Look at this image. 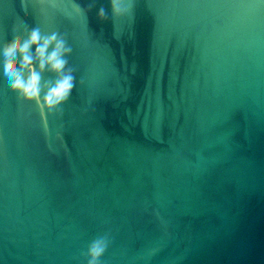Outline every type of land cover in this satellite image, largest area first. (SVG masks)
<instances>
[{"label": "water", "instance_id": "water-1", "mask_svg": "<svg viewBox=\"0 0 264 264\" xmlns=\"http://www.w3.org/2000/svg\"><path fill=\"white\" fill-rule=\"evenodd\" d=\"M124 2L0 0V264H264V0ZM33 28L52 112L4 75Z\"/></svg>", "mask_w": 264, "mask_h": 264}, {"label": "clouds", "instance_id": "clouds-1", "mask_svg": "<svg viewBox=\"0 0 264 264\" xmlns=\"http://www.w3.org/2000/svg\"><path fill=\"white\" fill-rule=\"evenodd\" d=\"M79 12V6H76ZM111 10L115 17L125 12L124 0H111ZM98 18L105 19V11L100 9ZM51 48V51H50ZM64 42L57 40L56 34L42 35L40 29L33 28L26 35H16L2 50L3 70L11 90L25 102H35L38 107L52 112L62 108L70 99L75 88L72 75H63L66 60ZM57 77L52 82L43 79L45 71ZM107 250L104 238L95 239L88 248V264H100Z\"/></svg>", "mask_w": 264, "mask_h": 264}]
</instances>
